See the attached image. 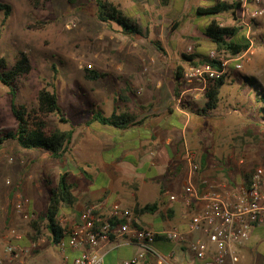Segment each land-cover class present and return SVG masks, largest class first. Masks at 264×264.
Returning <instances> with one entry per match:
<instances>
[{"label":"crops","instance_id":"1","mask_svg":"<svg viewBox=\"0 0 264 264\" xmlns=\"http://www.w3.org/2000/svg\"><path fill=\"white\" fill-rule=\"evenodd\" d=\"M171 3L177 12L195 14L197 26L200 23L203 29L208 20L206 16H198L196 9L215 6L217 0H171ZM202 18L205 22L200 20ZM226 20L231 21L229 26H236L229 11L216 17L221 26L228 24ZM254 23L259 28L258 34L264 36V16ZM244 31H240L239 35ZM125 38L127 37L123 36L117 40L116 53L121 52ZM145 40L147 41L146 38ZM150 40L148 39V42ZM131 41L128 40V43L135 46L140 44L142 39ZM148 45L153 47L150 43ZM153 49L155 55H162L154 47ZM204 51L197 54V57H204ZM136 54L144 60L141 53L137 51ZM106 58L102 56L100 60ZM177 68L173 71L163 68L117 67L96 71L100 77L95 81L110 79L117 91L114 89L107 92L98 88L103 98H100L94 107H99L105 117L115 113L128 114L133 116V119L124 128L103 125L97 121L86 124L90 116L67 118L68 123L63 124L66 129L62 131H72V137L68 151L62 157L63 166L55 172L58 178L65 174L67 183L72 185L71 194L74 197L72 205L60 207L57 219L60 218L64 226L75 224L80 212L90 206H96L95 214L104 219L113 204L131 212L136 206L157 202V211L140 216L137 219L138 225L155 231L175 227L185 232L191 217L203 209L201 201H192L191 205L187 206L180 197L189 181L188 167L183 157L185 148L195 151L197 155L199 171L192 178V183L197 189L236 192L248 185L255 168H264L261 155L241 150L237 148V144L230 145V141L237 139L240 134L242 137L264 138V121L259 125L263 129L253 132L251 125L256 126L259 122L256 115L252 116L246 111L240 110L237 114L234 111L235 114H230L219 113L216 109L208 116L198 114L196 109L203 103L200 94L206 85L201 82L188 84L183 80V74L177 78ZM175 89L179 97H175ZM182 97L184 105L180 103ZM247 105L249 104H245V107ZM247 107L251 109L250 106ZM8 109L0 114V130L16 128L9 105ZM8 115H11V118H8ZM229 115L238 117V128H229L231 123L226 122ZM235 130L237 134H234ZM40 153L50 157L41 150ZM5 157V153L0 154V163L3 164ZM20 163L22 165L16 169L21 175H26L24 179L28 187V184L32 183V172H37L40 167L33 164L28 173H25L24 162ZM53 170L47 167L48 172L52 173ZM22 190L28 197L33 211L43 207L44 192L36 180L31 184V188ZM17 194L12 195L11 204L8 200L4 202L3 196L0 197V234L5 231L7 225H17L18 222L24 224L14 210ZM170 196H174L175 200H170ZM46 234L47 237L41 233L36 236L38 247L26 256L25 264H66L80 255L79 249L53 244L48 238L49 234ZM30 235L35 236L33 230ZM198 238L205 239V236L193 233L187 237L188 241ZM19 243L27 247L29 241L23 237ZM156 247L161 253L172 252L176 264H201L193 258L187 243L175 244L160 240ZM102 250L103 264H120L122 260L129 259L136 253V248L126 243L104 244ZM236 254L239 264H264V225L251 228L247 239L236 246ZM139 264L155 263L152 256L147 255Z\"/></svg>","mask_w":264,"mask_h":264},{"label":"rangeland","instance_id":"2","mask_svg":"<svg viewBox=\"0 0 264 264\" xmlns=\"http://www.w3.org/2000/svg\"><path fill=\"white\" fill-rule=\"evenodd\" d=\"M105 1L114 5L122 15L135 21L147 41L145 37L125 38L124 47L120 53H116V42L123 38V35L117 25L111 24L107 27L96 21L93 15L94 0H0L1 4L11 7V14L3 25L0 13V58H4L11 67L18 53L24 52L28 55L31 64L30 72L16 82L17 103L24 104L28 108L36 107L38 91L47 84H53L63 115L73 119L85 118L101 111L99 107H94L100 98H103L98 88L107 92H112L114 89L117 91L110 79L87 80L84 74L85 68L95 71L117 67L163 68L174 71L176 67H181L186 71L191 66L181 54L191 55L194 62H198L203 60V57H197L202 50H205V56L208 58L211 52L216 53L212 44L202 35L201 24L198 23L197 26L195 14L177 12L171 0ZM200 20L205 22L204 18ZM226 21L228 24L224 26L229 27L232 23ZM172 22H177V28L169 30ZM251 28V32L255 33L252 35L253 55L241 64L240 69L230 70L220 90V102L216 109L219 113L235 114L236 111L237 114L241 110L252 116L256 115L259 124L251 125L252 131L256 132L261 131L263 127H260L258 114L247 106L255 107L253 104L255 93L261 91L264 93V36L258 34L257 24H252ZM139 39L142 41L138 45L132 46L128 43V40L133 42ZM148 39L159 40L164 53L155 55L153 47L148 45ZM137 51L144 56V60L137 56ZM219 54H223L225 59L231 57L225 53ZM102 56L107 58L100 60ZM52 65L57 70L55 81L51 79ZM202 94H200L201 101ZM245 104L249 105L245 107ZM104 106L106 107L107 104L105 103ZM258 106L263 107L264 104L260 103ZM4 110H9L8 93L7 88L0 83V114ZM229 116L226 120L231 123L229 128L236 129L238 117ZM8 118H11V115H8ZM47 121L51 127L66 129L53 115L49 116ZM234 134H237L236 130ZM234 144H237V148L247 152L253 151L264 159V138L242 137L240 134L237 139L230 141L231 146ZM1 153H5L6 157L3 164L0 163V197L3 196L4 202L8 200L9 204L12 203L13 194L19 193L17 195L27 197L22 189L31 188V184L36 180L44 192V197L43 207L34 212L36 216L41 214L46 208L50 189L56 187L58 174L55 171L62 168L64 158L53 159L41 155L40 150L22 149L14 141L5 143L0 149ZM21 161L24 162L25 173H28L33 164L40 167L37 172H32V183L28 184V187L24 179L26 175H21L16 169L22 165ZM48 166L51 170L54 169L52 173L47 171ZM6 181L9 182L8 185ZM7 226L15 228L28 241L32 240L30 231L33 229L29 223L18 222L17 225ZM39 229L40 233L47 237L42 224Z\"/></svg>","mask_w":264,"mask_h":264},{"label":"built area","instance_id":"3","mask_svg":"<svg viewBox=\"0 0 264 264\" xmlns=\"http://www.w3.org/2000/svg\"><path fill=\"white\" fill-rule=\"evenodd\" d=\"M220 4L240 5V21L237 27H243L247 49L235 56L225 59L223 54L211 52L209 59L215 62L202 66H191L183 73V80L191 84L207 83L223 76L230 68L240 69L241 64L254 52L252 24L264 16V0H217ZM250 23L245 24L244 20ZM221 26V25H219ZM184 161L188 167L186 186L180 195L183 202L190 206L192 201H201L203 209L193 215L185 232L175 227L160 231L136 227L132 223L131 212L118 204L109 207L103 219L95 214L96 206L83 209L75 224L66 227L60 218V225L65 227L63 238L58 245H67L71 249H79L80 255L66 264H103L104 244H129L136 248V253L120 264H139L147 255L152 256L155 264H176L172 252L161 253L154 243L157 237L171 243H187L193 258L201 264H239L236 246L247 239L254 226L264 225V168L257 167L250 176L247 186L238 191L219 192L213 189H197L192 178L198 173L197 155L193 150L185 148ZM7 185L8 181L5 182ZM175 200L174 196L169 197ZM16 214L26 223L36 219L35 212L30 208L29 199L17 195L14 203ZM111 221V222H110ZM200 233L205 239L188 241L189 234ZM23 235L15 228L7 227L0 234V264H25V257L37 249L35 241H29L27 247L19 241Z\"/></svg>","mask_w":264,"mask_h":264},{"label":"trees","instance_id":"4","mask_svg":"<svg viewBox=\"0 0 264 264\" xmlns=\"http://www.w3.org/2000/svg\"><path fill=\"white\" fill-rule=\"evenodd\" d=\"M224 11L230 12V18L234 24L240 21V5L234 4H220L217 2L215 6L208 8H197L196 14L198 16H206L208 20L207 24L202 29L201 33L212 44L216 53H225L229 56H235L244 52L248 43L244 38V33L240 34V31L244 30L243 27L237 26H219L216 21V17ZM0 13L2 14L3 25L11 14V7L6 4L0 3ZM94 18L96 21L109 27L111 24H115L119 27L120 33L127 38H140L145 37L143 31L139 28L138 24L122 15L117 8L111 3L105 0H94ZM244 23H250L246 19ZM177 28V22H172L169 30ZM149 43L158 51L163 54L164 50L159 40H150ZM182 58L189 62L190 66H202L204 64H212L215 62L209 59L207 56L203 57V60L194 62L193 56L182 54ZM177 78L183 74V69L178 67ZM233 66L221 76L219 79L210 81L207 83L202 94V106L196 109V112L203 116H208L211 112L216 110L220 102V90L225 84V80L230 74V70ZM31 70V64L29 57L24 52H19L18 56L11 67L8 66L4 58H0V83L7 88L8 93V105L11 115L16 122V128L14 130L2 129L0 130V149L5 143L14 141L16 144L27 150H41L49 154L53 159H60L66 155L68 151V145L70 144L72 131H62L58 128L51 127L48 123L49 116H55L60 124L68 123V119L63 115L54 90L53 84H47L45 87L38 91L36 97V107L28 108L24 104L17 103V87L16 82L26 76ZM52 81H55L57 70L52 65ZM84 74L87 80L95 81L100 77L99 73L91 68H85ZM175 97H179V93L174 92ZM256 95V96H255ZM254 95L253 104L255 107H251L255 114H258V119L264 121V106L259 107L260 103L264 104V93L257 92ZM261 100V101H260ZM184 105V97L180 101ZM263 114V115H259ZM133 116L128 114L116 115L112 113L110 116L105 117L100 111L93 113L90 116V120L86 124H90L92 121H97L103 125H111L118 128H124L131 120ZM72 185L66 181L65 174H62L58 178V182L55 188H51L49 191L48 201L45 210L37 215L36 219L29 224L31 225L35 236L32 237L33 241L40 234V224L49 234L48 238L53 244H58L63 238V231L65 227L60 225L57 221V217L60 212L61 205H72L74 203V197L71 194ZM158 209V203L154 202L143 206H136L131 211L132 223L136 227H140L137 223V219L145 214H154ZM111 222V221H110ZM164 240L157 237L154 243V247L158 241Z\"/></svg>","mask_w":264,"mask_h":264}]
</instances>
